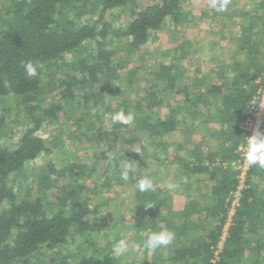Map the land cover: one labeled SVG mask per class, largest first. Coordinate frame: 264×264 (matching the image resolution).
<instances>
[{
    "label": "trees",
    "instance_id": "trees-1",
    "mask_svg": "<svg viewBox=\"0 0 264 264\" xmlns=\"http://www.w3.org/2000/svg\"><path fill=\"white\" fill-rule=\"evenodd\" d=\"M123 7H129L126 23L114 13ZM189 7L188 0H154L144 6L137 0L10 1L0 27V135L9 124L10 99L27 110L28 124L9 144L0 142V264H36L32 258L49 251L47 264H120L112 251L117 240L106 231L103 207L91 204L80 180L83 175L101 173L105 187L120 184L123 163L118 151L96 149L87 161L67 163L60 169L49 163L36 182L38 193H32V185L21 192L20 173L43 153L52 152L41 128L67 112L83 145L93 140L84 128H95L100 138L123 130V135L131 134L127 141L135 143L141 131L153 141L187 126L189 119L200 114L219 123L216 131L222 142L218 147L203 148L191 140L188 147L177 143L168 153L182 167L178 177L187 192L183 211H173L165 186L146 192L134 188L137 205L145 214L134 224L136 240L145 264H246L247 234L264 225V169L250 165L246 187L231 215L239 184V170L231 163L239 158V145L250 135L241 124L255 115L264 88V51L256 40L264 33V21L257 14L264 9V0L252 9L234 10L245 34L242 57L232 56L221 81L209 79L198 69L189 72L185 61L192 44L183 38L174 47L171 62L156 61L149 67L147 84L136 99L117 95L112 107L104 95L106 87L114 93L131 82L140 69L139 61L149 52L152 34L166 24L179 29L190 23ZM121 50L130 57L127 67L117 60ZM29 61L40 66L36 77L25 73ZM167 93L181 98L168 101L164 113ZM103 107L109 113L130 110L135 119L129 125L114 124L105 120ZM131 151L140 165H147L148 153ZM137 177L132 169L134 187ZM63 178L65 182L59 183ZM53 187L57 193L48 199L47 191ZM161 229L174 232V241L148 251L144 247L148 235ZM253 248L259 258L252 262L264 261V241H256Z\"/></svg>",
    "mask_w": 264,
    "mask_h": 264
},
{
    "label": "rangeland",
    "instance_id": "rangeland-1",
    "mask_svg": "<svg viewBox=\"0 0 264 264\" xmlns=\"http://www.w3.org/2000/svg\"><path fill=\"white\" fill-rule=\"evenodd\" d=\"M10 1L0 0V27L4 12L10 7ZM153 1L137 0L140 6L152 3ZM260 1L230 0L227 11L220 13L209 7L207 0H188L190 3L189 9L192 14L190 23L182 25L179 29H173L170 25L166 24L160 31L152 34L151 41L148 44L149 47H147L149 52L145 59L139 61L140 69L138 73L132 77L131 82L126 81L120 87L121 90L118 89L112 93L106 87L104 90V95L107 100L106 104L116 107L117 95H121L122 98H128L130 100L136 99L139 90L147 84V71L149 67L156 61L171 62L174 56L173 49L183 38H188L192 44L189 47L191 49L190 58L185 61L189 72L191 73L198 69L203 74L209 75V79L221 81L224 74L228 72L229 67L227 65L232 56L242 57L240 46L243 43L245 34L238 27L233 12L242 7L252 9ZM88 8L90 9L89 6ZM114 13L119 15L118 17L122 23H126L129 7L118 8L114 10ZM112 14V11L109 12V17ZM257 14L261 21H264V9L259 8ZM256 40L259 48L264 51V33L258 34ZM117 60L126 67L131 64L130 57L124 50L119 52ZM101 85H104V83L102 82ZM163 96L165 99L163 106L164 113L167 112L166 103L168 101L181 98L180 95L169 93ZM50 100L51 98H48L46 104ZM259 100V113L264 116V88ZM8 105L11 107L9 124L5 130V134L0 135V142L5 144L12 142L14 137H19L28 124L26 109L20 107L16 101L11 99ZM106 108H102L104 115L109 113V110L107 111ZM207 116L209 115L200 114L198 118L189 119L187 126L181 127L173 133L157 136L153 141L147 139V134L141 131L138 135V141L135 143H129L127 141L131 134L126 133L123 135V130L115 131V134H110L106 138H100L93 130L95 128L91 130L84 128L83 131H87L93 140L91 143L83 145L76 139L79 132L73 130L70 113H60L59 121L45 125L40 130V133L49 141L52 152L43 153L40 157L28 163L20 173L21 180L19 186L22 189L21 192H23V188H29L32 185V193H38L36 182L41 172L43 173L48 168L49 163L54 164L56 168L60 169L67 163L87 161L92 152L96 149H103L118 151V154L122 156L121 163L130 162L132 169L138 172L140 177L145 175L151 177L154 180L155 188L160 186L168 188L167 184L169 182L173 183L175 187L167 189L169 198L172 201L171 208L177 213L181 212L184 209L187 195L181 178L178 177L182 172V167L175 160L168 157V153L173 152L177 143H183L185 147H188L191 140L199 141L203 148L218 147L222 142V139L216 131L219 123L207 118ZM110 125V122H108V126ZM83 140H86V137ZM134 148L149 154L146 158L147 165H140V159L131 151ZM124 151L128 153L125 154ZM65 179H59V183L65 182ZM80 180L86 186L88 195L91 196V204L100 203L102 205L103 213L108 219L106 231L109 237L117 241L125 238L129 243L130 247L127 253L124 255L114 254L118 256L120 264H145L144 251L136 240L137 232L134 227L137 219L145 214L137 205L134 181L129 180L128 182H124L120 179V184L105 187L101 173L83 175L80 177ZM56 189V187H53L50 192H46L48 199L54 197V194L57 193ZM43 191H46L45 187ZM99 234L95 236L97 237ZM225 236L226 232L223 238ZM247 236L250 238V245L246 250L244 259L246 264H254L252 262L253 258H259V256L254 252L253 247L256 241H264V225L260 226L257 232L248 233ZM221 247L222 242L219 249ZM51 255V251L45 252L39 256V259L33 257L32 261L36 262V264H47ZM258 264H264V261L262 260Z\"/></svg>",
    "mask_w": 264,
    "mask_h": 264
},
{
    "label": "clouds",
    "instance_id": "clouds-1",
    "mask_svg": "<svg viewBox=\"0 0 264 264\" xmlns=\"http://www.w3.org/2000/svg\"><path fill=\"white\" fill-rule=\"evenodd\" d=\"M210 8L216 12H225L228 9L230 0H207ZM40 66L29 61L24 65L25 73L29 77H36ZM135 119V114L132 111H125L121 109L113 113H106L105 120L111 121L112 123H119L122 125H129ZM139 152V150H136ZM244 159L249 165H256L261 169H264V131L256 130L253 134L247 136L246 149L244 152ZM132 174V164L130 162L123 163L120 166V179L124 182L130 180ZM169 189L175 187L171 182L167 184ZM136 190L140 192L154 191L155 184L154 180L145 175L137 177L135 182ZM175 239V234L172 231L161 229L158 231L151 232L144 244V247L152 252L157 249L166 248L171 245ZM129 243L127 239L121 238L116 241L113 245L112 251L114 254L124 255L129 251Z\"/></svg>",
    "mask_w": 264,
    "mask_h": 264
},
{
    "label": "built area",
    "instance_id": "built-area-1",
    "mask_svg": "<svg viewBox=\"0 0 264 264\" xmlns=\"http://www.w3.org/2000/svg\"><path fill=\"white\" fill-rule=\"evenodd\" d=\"M255 109V115L248 118L246 121H244L241 126L245 130H247L250 135L253 134L256 130L261 131V124H262V118L263 115L259 113V108L256 107ZM246 149V142L242 143L239 145L238 151L240 153V156L237 160L233 161L231 164L235 169L239 170V184L237 189L233 193V199H232V207L230 210V214L232 215L235 211V206L238 204L239 201V196L243 190L244 187H246V177H247V172L250 167L249 164L246 163L244 159V152ZM227 230V227L225 229V232Z\"/></svg>",
    "mask_w": 264,
    "mask_h": 264
}]
</instances>
